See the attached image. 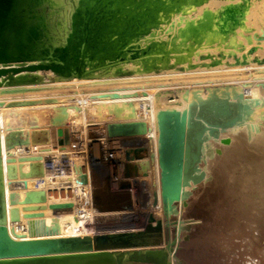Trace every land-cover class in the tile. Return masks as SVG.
<instances>
[{
	"label": "bare ground",
	"instance_id": "bare-ground-1",
	"mask_svg": "<svg viewBox=\"0 0 264 264\" xmlns=\"http://www.w3.org/2000/svg\"><path fill=\"white\" fill-rule=\"evenodd\" d=\"M189 1L0 0V68L6 69L0 77L9 74L10 77L17 75L13 79L16 83H26L46 77L47 72L49 75L53 73L57 78L65 77L69 72L78 73L87 67L91 68L89 72L97 69L113 72L131 68L134 69V74L142 72L144 62L150 65L157 63L161 70L178 61L187 67L188 62L194 60L190 52L188 36L194 29L204 31L205 24L202 18H200L202 22L197 24L190 18V20L184 18L183 13H186L184 11L193 10ZM231 5L230 7L233 6ZM237 5L239 4L235 7H238ZM227 10L229 11L230 8L228 7ZM235 10L237 11L236 8ZM238 11V14H244L240 13L244 10L239 8ZM191 16L188 15V17ZM170 22H173V25L167 28ZM151 30L154 31L152 32L153 38L140 40L143 35L148 37ZM40 32L45 33L47 39H55L57 42L58 36L64 33L63 38L65 39L62 43L54 44L52 47L42 42L43 46H38L40 48L36 46L32 50L28 42L31 37L38 36ZM207 36V33L201 34L198 39H204ZM35 39L37 42V38ZM202 41L199 42L203 44ZM139 44L142 47L137 49ZM38 50L44 56H37L33 60L41 63L44 57L45 61L49 62L44 61V64L58 66L59 70L34 69L18 72L11 70L13 67L35 64L25 63V61L27 62L26 58L33 56ZM105 59L108 60L105 61L106 63L103 61ZM19 61L23 63L14 65ZM263 74L262 70L254 74H245L240 70L231 71L227 76L217 75L211 78L210 82H221L220 84L207 83L203 86L176 87L174 90L178 99L174 101L166 99L165 92L168 89L163 88L165 91L161 89L155 92L153 90L155 87L140 91V97H137L139 94L134 90L130 91L131 89L125 92L119 91L116 96L112 94V96H101V93L95 94V91L83 97H81L83 94L75 96L74 93H67V97L58 100L62 103L57 104V106H63V112L70 111L66 115L67 119L65 118L62 124L61 122L58 123L59 125L54 124L51 130L44 131L45 133L34 128L32 130L30 126L21 129V127L28 126L26 115H29V112L30 116L34 117L38 111L42 110L37 109L36 111L34 107L35 109L30 111L28 109L31 107L25 106L9 108L7 104L0 102V237L2 239L6 236L15 241H22L91 237L95 234H102L98 233L99 231H105L103 233L107 234L128 232L129 228L125 225L107 224V221L110 222L116 214H121L123 210L105 212L107 204L104 201L106 200L98 195L93 196L89 193V189V196L85 200L81 197L82 192L78 202L74 201V207L69 208L77 212L76 218L73 217L74 211V213L71 211L73 214L70 216L62 215L63 217L56 219L52 218L53 216L50 217L56 206H66L65 209L68 212L67 207L73 199L69 200L70 204H63L65 200L52 203L47 189L49 185L70 184V191L76 195L82 188L77 184L80 175L75 174L77 171L74 163L81 162L80 164L84 166V173L81 175L83 181L91 179L92 168L95 166L104 168L108 160L118 161L122 169L126 170L125 162L118 158L119 154L113 149L115 147L104 146L102 148L103 145L99 142L100 145L97 148L99 150L92 152L91 156L87 155V152L80 153L81 151L78 152L70 146L59 147L56 136L58 128L63 127L65 129L63 134H67L72 128L79 129L83 135L82 139L86 137L84 134L86 128L98 133L99 130H104L102 132L106 133L110 129L112 133L131 134L133 135L131 139L145 145L144 164L147 165V169L142 170L143 172H140L138 176L146 182L147 208L151 211L146 227L159 226L161 229L159 241L112 243L98 246L100 248L94 246L90 250L29 255L2 254L0 264H127L129 261H132L129 264H185L181 258L182 253L175 252L174 244L190 236L191 233L188 231L190 234H187L186 231L198 218L196 212L202 217L206 216L211 226L215 224L219 234L223 231V241L227 243L228 251L226 253L222 250L225 252L221 253V256L225 257L222 259L221 257L216 259L215 255L214 258L212 256L215 264L218 259L224 264H264V81H260L264 78ZM251 75L254 77L249 83L243 81L226 83L229 80H243ZM134 80L131 81L133 84L136 82L140 84L139 79ZM181 81L195 83L196 79L186 77ZM129 83L126 82L127 85L123 83L118 87L125 89L131 86ZM139 89L137 88V91ZM67 99L71 100V103L66 102ZM223 99H226L225 103ZM54 101L57 102L56 99ZM17 103L10 105H17ZM140 105L144 109L142 117L137 114ZM29 106H32L31 103ZM45 106H52V104ZM86 110L88 115H85ZM108 112H113L116 118H121L120 122L111 124L109 127L108 124L102 123L103 126L100 124L94 126L95 124L90 123V120H94L96 116L92 113ZM41 116H39L40 119ZM158 121L161 123L158 124ZM38 132L40 136L36 135ZM103 135L105 137L106 134ZM37 138L39 141L36 140ZM72 141L71 138L70 142ZM20 146H22L21 150ZM53 147L56 149L53 150ZM17 148L18 151H16ZM101 148L104 150H100ZM48 154L67 155L72 160V170L69 174L64 178L56 177L53 184H50L48 177L50 171L45 166ZM159 155L165 161L163 176ZM122 176L121 173L112 174L111 172L109 177L117 181L121 180ZM25 180L26 184L31 181L34 187L28 188L26 184L24 185ZM39 181H42V184L35 185ZM135 199L136 196L131 195L130 202L127 199L121 203L127 209L138 211ZM38 201L40 203H36ZM105 224L108 226L104 227ZM94 227L96 229L93 231ZM155 242L159 245H153ZM133 246L137 247L132 248ZM136 249H143V256H137L139 251H132ZM129 251L134 254L130 255Z\"/></svg>",
	"mask_w": 264,
	"mask_h": 264
},
{
	"label": "rangeland",
	"instance_id": "rangeland-1",
	"mask_svg": "<svg viewBox=\"0 0 264 264\" xmlns=\"http://www.w3.org/2000/svg\"><path fill=\"white\" fill-rule=\"evenodd\" d=\"M201 1L198 0V2H197V0H190L189 2H190V5L192 6L193 10L188 9V10L184 11L187 13V15H185L186 13H183L185 19L190 18L191 21H193L196 24L201 23L202 19H203V21H205L204 31H202L201 29H196V30L194 29L192 31V34H189V36H188L190 52L192 53L191 54L192 59H194V60L188 62L187 67H185L184 64H181L178 61L175 64H172V63L169 64L165 69L161 70V68L159 67V65L157 63L150 65L147 62H144L143 63L144 69L142 70L141 73L136 72V74H134V69H131V68H127L124 70H115L113 72L107 71V70L103 71V70H98V69L92 70L89 72V70H91V68L87 67L78 73L77 72L76 73L69 72L67 75H65V77L55 78L53 73H50V75H49L47 72V75H45L46 77L39 78L37 80H31L29 82L27 81L26 83H22V82L16 83V81L13 79L17 75H13V77H10V74H9L8 75L9 77L8 76H1L0 77V102L7 104L9 108L13 107V106L15 108H21V107L25 106V107H31L28 109L30 111L34 110L35 108H36V111H37V109L42 110V111L44 110V112L38 111V113H36L37 116L34 114L35 115L34 117L30 116V112H29V115H26V117H27L26 122H27L28 126L23 127V128L21 127V129L28 128L30 126L29 128L32 127L31 128L32 130L34 128L36 130L38 129V131H40V132L45 133L47 131L49 132V130H51L50 128L52 126H54V124L56 125L59 122H61V124H62L65 121V118L67 119L66 115H68L70 113V111L67 112V110H66L63 112V106H57V104L59 102L62 103V101H58V100H60L64 97H67L66 96V95H68L67 93H72V94L74 93L75 96H77V95L81 96V94H83L81 96V97H83V96H86L87 93H92V92L94 93V91H95V94L101 93V96H105V95L106 96H109V95L110 96H112V95L116 96V95H118L119 91L125 92V91L131 89L130 91L134 90L135 93L139 94V95H137V97H140L141 92L148 90V89H153L155 87L153 89V90H155V92H158V90H161V89L164 90L163 88H165V90L168 89L167 90L168 92L167 91L165 92V97L168 101H174V100L178 99V95L176 94V92L174 90L176 87L185 86V85L187 87L188 86H195V85L203 86V85H207V83H209V84H220L221 82H215V83L212 81L210 82L211 78L214 76H217V75L227 76L231 71L240 70L242 72H245V74H254V72H257L259 70H262L264 72V0H245V1L244 0L243 1L242 0H203L204 2L202 1V3L203 4L206 3L204 5L201 3ZM67 2H68V0H67ZM236 4H239L237 6L240 8V10H244V11H240V13L243 12L244 14H242V13H241V15L238 14L239 8L235 7ZM201 5L204 7H200ZM227 5H229L228 6L230 8L229 11L227 10L228 9ZM230 5L233 8L230 7ZM244 7H245V9H242ZM231 8L234 11H236L235 10V8H236L237 11L234 12ZM247 8H249V9H247ZM197 9L201 10L200 11L201 13L198 10L200 16H201V14H203L201 17L199 16ZM203 9H204V11L202 12ZM188 11L189 12L193 11V12L189 13ZM225 13H227V14H225ZM188 15L189 16L193 15V16L188 17ZM239 15H240V17H239ZM221 17H223V18H221ZM227 17H228V19H227ZM200 18H202V19H200ZM241 18H243V20ZM192 19H194L195 21ZM235 19H236V21H235ZM198 20H200V21H198ZM221 20H222V22H221ZM239 20H240V23H239ZM233 21H235V23ZM237 21H238V23H237ZM241 21H243L242 24L244 26H242ZM236 23H237V25H236ZM172 25H173V22H170L167 25V28H169ZM65 31L66 30L64 29V32ZM150 32L151 33L148 34V37H146L147 35L146 36L143 35L142 38H140V40H143L145 38H153L154 34H152V32H154V31L151 30ZM205 33L208 34V36L206 38L198 39V36H201V34H205ZM63 35H64V33L62 35L58 36V42H57V40H55V39H53V40L47 39L48 38L47 35L45 33L40 32V34L38 36L35 35L34 37H31L32 41L30 40L28 42V46L32 47L33 48L32 50H34L36 48V46L41 47V46H43L42 42H45V43H47V46L52 47V46H54V44L58 45V43L60 44L64 41L65 38H63ZM45 36H46V39H45ZM149 36H151V37H149ZM35 38H37V42H35V40H36ZM39 39H40V41H39ZM41 39H43V40H41ZM200 40H203L202 42H204V43L201 44V42H199ZM38 42H40V44ZM40 47H38V48H40ZM141 47L142 46L139 44L136 48L138 49ZM30 50H31V48H30ZM40 52L41 51L38 50L37 52H35V54L33 56H30L29 58L27 57L28 59L26 58L27 62L25 61V63H38V62H40V61L37 62V60H33L37 56H44L43 54H40ZM37 54H39V55H37ZM115 58H117V56ZM30 59H31V62H30ZM42 60H41V63H45L47 61V60L45 61L44 57H42ZM103 61H104V63H106L105 61H108V60L105 59ZM102 62H100V63H102ZM21 63H23V62L19 61L17 63H14V65L15 64L19 65ZM10 64L13 65V63H10ZM3 65H5V63ZM106 65H108V64H106ZM106 68H108V67H106ZM129 69H131V70H129ZM42 71H45V70H42ZM121 71H123V72H121ZM23 72L27 73L29 71H23ZM108 72H110V73H108ZM54 74H56V73L54 72ZM56 75H59V74L57 73ZM263 76H264V74H263ZM186 77H193L194 79H196V82L195 83H192L190 81L189 82L188 81L182 82L181 79L185 80ZM252 77H254V76L251 75L250 77H248L246 79L237 80V81L229 80L226 83L232 84L233 82L237 83L239 81H243L244 83H249V81L252 79ZM76 79H79V80H76ZM132 79L133 80L139 79L140 84H138V82H136V84H133ZM142 79H144V80H142ZM257 80H259V79H257ZM120 81H122V82H120ZM129 81H130V83H129ZM260 81H264V78L260 79ZM126 82H128L129 85L131 84V86L125 88L126 90L121 89L122 87H118V85L122 86L123 83H124V85H127V84H125ZM75 83H78V84L75 85ZM118 83H120V84H118ZM143 83L146 86L142 85ZM136 85L138 87H136ZM139 85L141 87L144 86V87H142L143 90L141 89V87ZM132 86H133V88H132ZM78 87H81V88L78 89ZM117 87H118V89H117ZM18 88H20V89H18ZM25 88H27V89H25ZM137 88L138 89L140 88V89L137 91ZM115 90H117V91H115ZM78 93H80V94H78ZM102 93H104V94H102ZM55 99L57 100L56 103L54 101ZM23 100L26 103H24ZM37 101H40V102H37ZM15 102L20 103V104L17 103V105L19 107L17 105H10V104H14ZM44 102H45V104H44ZM63 102H65V101H63ZM66 102L71 103V100L67 99ZM78 102H80V101L78 100ZM30 103L32 106H29ZM51 104H52V106H48V107L45 106V105H51ZM38 105H39V107H38ZM49 107H51V108H49ZM40 108H42V109H40ZM142 108H143L142 105L138 106L137 114L140 117H142V115H143L144 109H142ZM64 109H65V107H64ZM86 111H85V115H88V111H87V113H86ZM65 112H67V113H65ZM112 113L113 112L102 113V114L92 113V115H94V116L96 115V116L94 117L95 118L94 120H92V121L90 120V123L95 124L94 126H96L97 124L102 125V123L108 124V127L111 126V124L114 125V123L118 124L120 122L121 118H116L117 116L115 117V114L114 113L112 114ZM90 114L91 113H89V115ZM102 115H104V116H102ZM39 116H41V119ZM29 117H30V119H29ZM34 118H37V119H34ZM42 118H43V120L44 119L45 120L43 121ZM97 119H100L102 122L96 121ZM38 120H39V124H37ZM33 124H34V126H32ZM40 124H41V126H39ZM35 125L37 128L35 127ZM75 129L72 128V130L67 132V134H63V131H65L64 127L58 128V135L56 136L57 137L56 139L58 141V145L60 144L59 147L65 146V145L69 146L68 144H70L71 138L73 140L72 142H76L75 139H77L76 135L79 133V129H77V128H75ZM100 129L102 130L101 127H100ZM102 131H104V130H102ZM102 131L99 130V133L97 131L92 132V130H90V128H86L85 129L86 133H84V134H86V137L84 135L85 138L82 139L83 135H81L82 134L81 133L80 134L81 137H79V138L82 140V142H85V141H87V142L84 143L85 145H84V148L82 147L81 152L78 150L77 151L80 153L87 152V155L90 154L89 156H91L93 154L92 152H96L99 150L97 148L99 147L100 143H101V145H103L102 148H104V146H107V148L115 147L113 149L116 150L117 153L119 154L118 158L120 160L122 159L125 162L124 164L126 166V170L122 169V167L120 166L118 161L108 160L107 163H105L104 168H102L101 166L100 167L95 166V168H92L91 169L92 173H90L91 179L88 181H83L81 175L84 173V166L80 164L81 162L74 163L75 164L74 168H76L75 170L77 171V173L75 172V174L80 175L79 176L80 178L78 179L79 183L77 182V184H79L82 188H80L81 190L76 195L74 192L70 191V189H69L70 184L64 183V186H61V184H57L54 186L49 185L47 187V189H48V194H50V196L52 198V203H53V201L58 202L59 200H61V201L65 200V201H63L64 203L62 202L63 204H65V203L70 204L72 202L67 207L68 212L65 209L66 206H64V207H62L63 205H61V207L56 206L55 208H53V209H55L54 210L55 214L53 213L50 217L53 216L52 218L56 219L59 217H63L62 215L70 216L75 212V214H73L74 215L73 217L76 218L75 215L77 214V212L74 211V209H69V208L74 207V201L78 202L79 198L83 197L85 200L86 197L89 196L88 192L90 190L89 193H91L93 196L98 195V196H100L106 200L104 202H106V204L108 206L106 205V208L104 209L105 212L106 211L107 212L112 211V210L118 211V209L121 211L123 210V212H122L123 214L122 213L116 214V217L114 219L110 220V222L107 221V224L120 225V226L125 225L127 228H129V229H127L128 233H130L132 236H138V238L141 242L156 241V240L159 241L160 235H161L160 227L159 226H156V227H149L148 226V227H146V223L149 221V217H150L149 214L151 211L147 208L148 207L147 206L148 205V197H147L146 186H145L146 182L144 180L140 179L142 177L139 178V176H138L141 174L140 172H143L142 170L147 169V165L145 166V164H144V159L146 158V156H145V151H146L145 145L142 143H137V141H135L134 139H131V137L133 136L131 134H126V133L123 134L122 132L112 133L110 131V129H109V132L107 131L106 133L102 132ZM75 133H77V134H75ZM102 134H106L105 137H104V135L102 136ZM36 135L40 136L41 134L38 132ZM121 135H123V136H121ZM38 138L36 139L37 141H39V139H40V138L39 139ZM132 141H134V142H132ZM21 147L22 146H20V150H21ZM102 148L100 150H104ZM52 149L54 150V149H56V147H53ZM16 151H18V148L16 149ZM65 151H66V149H65ZM102 155H104V154H102ZM104 157L107 158V156H105V155H104ZM45 166H46V162H45ZM79 168H80V170H79ZM137 170H139V172ZM116 171H117V173H116ZM111 172H112V174L121 173L123 175L122 177H120L121 180L116 181L114 178L113 179L110 178L109 176H110ZM17 175L18 174L16 172L15 176L17 177ZM100 177H101V179H100ZM107 178H109V179L107 180ZM103 179L106 181H104ZM25 182H27V181L26 180L24 181V185L26 184ZM86 183H87V185H86ZM89 183H90V185H89ZM40 184H41L40 181L35 183V185H40ZM96 184H98V185H96ZM67 185H68V187H67ZM26 186L28 188H31V187H34V184L31 181H28ZM86 186H87V189H86ZM82 189H83V191H82ZM142 189H144V190H142ZM119 191H120V193H119ZM81 193H82V196H81ZM84 195H86V196H84ZM92 195H91V197H92ZM131 195L136 196L135 204L137 205V208L139 209L138 211H132L131 208L127 209V208L123 207V205L121 203L127 199H128L127 201L130 202L129 200L131 199ZM83 198H82V200H83ZM110 198H111V200H110ZM72 199H73V201L70 202L69 200H72ZM139 199H141V200H139ZM36 203H40V202L38 201ZM57 207H58V209H57ZM119 207L122 209H120ZM62 208H63V211H61ZM71 211L72 212L74 211V212L72 213ZM196 213L198 214V212H196ZM197 214H196V216L198 218L196 217L197 219L194 220V223L192 225L193 229L191 226V228H189L186 231L187 234L191 233L190 236L193 235V236H191L192 238H190V236L188 235L179 242L180 244L178 243V241L175 242L174 250L176 249L175 252H177L179 254L182 253L181 258H183V263L185 262V264H215V262H213L214 259H212V256L214 258V255H215L216 259L219 257H221V259H222L224 256H221V255L225 252L227 253V251H228L227 243H224V241H223V236H224L222 234L223 231L221 230L222 232H220L221 234H219V230L217 229L215 224L211 226L210 223L208 224L209 221H208V218H206V216L203 215V217H202L201 214H198V215ZM118 216H119V218H118ZM200 217H202V218H200ZM215 218H217V217H215ZM201 219H203V220L201 221ZM197 223H198V225H197ZM205 223L208 225H206ZM107 224H105L103 226L107 227L108 226ZM100 225H102V224H100ZM206 227H208V228H206ZM95 229L96 228L94 227L93 231ZM59 230H62V229H59ZM103 232H105V231H99L98 233H103ZM218 235H219V237H218ZM214 236L216 238H214ZM200 238H202V239H200ZM211 240H212V242H211ZM218 240H220V241H218ZM183 244H185V246ZM222 244H223V246H221ZM153 245H159V243L155 242V244H153ZM215 245H216V247H215ZM137 246H140V245H137ZM137 246H133L132 248L137 247ZM220 246H221V249H220ZM183 247H185V248H183ZM215 250L217 252H215ZM222 250H224L225 252ZM132 251L133 252L139 251L137 256H143V249H136V250H132ZM132 251H129L130 255L134 254V253H132ZM209 255H210V257H209ZM217 255H218V257H217ZM219 259H218L217 263L218 264H224V263H220L221 260H219ZM125 260H127V258ZM131 262L132 261H129L127 264H129ZM145 264H148V263H145Z\"/></svg>",
	"mask_w": 264,
	"mask_h": 264
},
{
	"label": "water",
	"instance_id": "water-1",
	"mask_svg": "<svg viewBox=\"0 0 264 264\" xmlns=\"http://www.w3.org/2000/svg\"><path fill=\"white\" fill-rule=\"evenodd\" d=\"M34 69H51L59 70L58 66L48 65L44 63L28 64L24 66H17L11 68L12 71L18 72L21 70H34ZM6 71L0 68V75ZM226 99H223L225 103ZM228 110V107H227ZM228 114V113H227ZM161 123L158 121V124ZM161 129V128H160ZM160 149V146H159ZM187 149V148H186ZM159 163L162 169V176L164 175L165 161L159 155ZM188 179V177H187ZM141 242L138 236H132L130 233H102L95 234L91 237H60L50 239H34L15 241L9 237H0V255H29L40 254L48 252H61L68 250H84L100 248L98 246L112 244V243H127V242Z\"/></svg>",
	"mask_w": 264,
	"mask_h": 264
},
{
	"label": "built area",
	"instance_id": "built-area-1",
	"mask_svg": "<svg viewBox=\"0 0 264 264\" xmlns=\"http://www.w3.org/2000/svg\"><path fill=\"white\" fill-rule=\"evenodd\" d=\"M81 132L79 130V133L76 135L77 140L76 142H70L68 144L70 147H73L74 149H77L78 151H82V147H84V142L79 138L81 137ZM48 160L46 161V167L50 171L48 174V177L50 178V184H53L52 182L56 177H66L69 172L72 170V160L71 157L67 155H55V154H48ZM64 181V180H63ZM42 184V181H40ZM40 184V185H41ZM76 196V195H75Z\"/></svg>",
	"mask_w": 264,
	"mask_h": 264
}]
</instances>
